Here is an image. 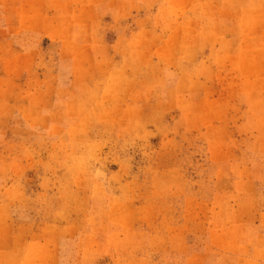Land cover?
Returning <instances> with one entry per match:
<instances>
[{"label": "rangeland", "instance_id": "obj_1", "mask_svg": "<svg viewBox=\"0 0 264 264\" xmlns=\"http://www.w3.org/2000/svg\"><path fill=\"white\" fill-rule=\"evenodd\" d=\"M0 264H264V0H0Z\"/></svg>", "mask_w": 264, "mask_h": 264}]
</instances>
